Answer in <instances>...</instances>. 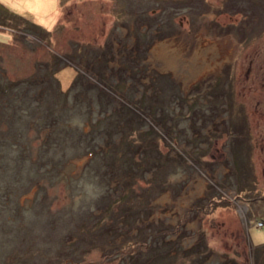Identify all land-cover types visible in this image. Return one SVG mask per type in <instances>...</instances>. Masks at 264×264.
I'll use <instances>...</instances> for the list:
<instances>
[{"label":"rangeland","instance_id":"rangeland-1","mask_svg":"<svg viewBox=\"0 0 264 264\" xmlns=\"http://www.w3.org/2000/svg\"><path fill=\"white\" fill-rule=\"evenodd\" d=\"M0 264H264V0H0Z\"/></svg>","mask_w":264,"mask_h":264},{"label":"bare ground","instance_id":"bare-ground-1","mask_svg":"<svg viewBox=\"0 0 264 264\" xmlns=\"http://www.w3.org/2000/svg\"><path fill=\"white\" fill-rule=\"evenodd\" d=\"M162 47V46H161ZM160 48V47H159ZM166 48V47H165ZM162 50V49H161ZM161 52V51H160ZM200 53V52H199ZM198 54V53H197ZM169 55V54H168ZM168 57V56H167ZM174 59V58H173ZM198 59V58H197ZM196 59V60H197ZM201 59V58H200ZM168 62L169 64L173 65L174 68H176L177 70H183V71H186L188 73H193L196 72L195 71V68H193V64L191 66H183L182 62L178 61L177 59L176 60H172L171 58H168ZM199 64V62L197 64H194L195 67H198L197 65ZM201 68L198 69L199 71H203V69H206L207 68V65L205 64H202L200 66Z\"/></svg>","mask_w":264,"mask_h":264},{"label":"trees","instance_id":"trees-1","mask_svg":"<svg viewBox=\"0 0 264 264\" xmlns=\"http://www.w3.org/2000/svg\"><path fill=\"white\" fill-rule=\"evenodd\" d=\"M69 93V92H68ZM101 100V99H100ZM90 109V108H89ZM51 119V118H50ZM56 119V117H53L50 121H48L47 119H46V121L48 122L47 123V127L46 128H49L48 127V124H49V126H51V127H57V125H58V123H59V119L58 120H55ZM61 125V124H60ZM57 129H58V127H57ZM49 134H52L53 132H51L50 130H49V132H48ZM47 139H48V137H47ZM126 151V150H125ZM133 156L132 155H129V158H132Z\"/></svg>","mask_w":264,"mask_h":264}]
</instances>
